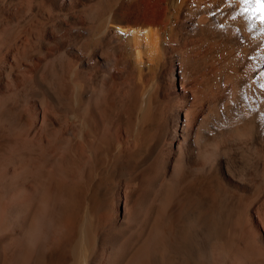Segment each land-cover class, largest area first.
<instances>
[{"label": "bare ground", "instance_id": "6f19581e", "mask_svg": "<svg viewBox=\"0 0 264 264\" xmlns=\"http://www.w3.org/2000/svg\"><path fill=\"white\" fill-rule=\"evenodd\" d=\"M258 0H0V264H264Z\"/></svg>", "mask_w": 264, "mask_h": 264}, {"label": "snow or ice", "instance_id": "6c2138e0", "mask_svg": "<svg viewBox=\"0 0 264 264\" xmlns=\"http://www.w3.org/2000/svg\"><path fill=\"white\" fill-rule=\"evenodd\" d=\"M258 3L260 4L261 12L264 13V0H258ZM260 22L264 24V15H261Z\"/></svg>", "mask_w": 264, "mask_h": 264}]
</instances>
